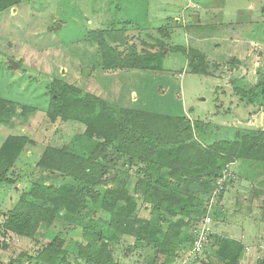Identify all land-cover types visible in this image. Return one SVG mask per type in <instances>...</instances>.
Returning a JSON list of instances; mask_svg holds the SVG:
<instances>
[{
    "label": "rangeland",
    "instance_id": "rangeland-1",
    "mask_svg": "<svg viewBox=\"0 0 264 264\" xmlns=\"http://www.w3.org/2000/svg\"><path fill=\"white\" fill-rule=\"evenodd\" d=\"M189 1L31 0L30 5L34 3L36 7L34 11L39 12L48 21L52 19L50 11L57 13L60 17L54 25L58 32L57 36L68 45L70 42L77 41L75 43L79 44L78 48L81 50L83 45L78 41L82 40L89 30L121 28L123 23L130 20L133 25L128 31L127 44L136 46L141 52H155L152 57L153 62L160 66L163 60L164 68L167 70L184 68L186 63L183 56L190 59V62H195L192 53L184 51L183 55L182 51H176L174 42L168 41L165 36L163 39L159 28L168 22L170 17L181 13L183 5ZM246 3L243 2V5ZM27 5V3L23 4L26 7ZM226 6L229 7L230 3L226 2ZM7 20L9 19L3 22ZM169 22L172 25V21ZM62 24H64L63 27ZM9 39L11 40V37ZM163 46H167V49L164 50ZM54 56L56 57L53 61L56 64L66 63L71 58L66 52H55ZM12 60L14 59L7 54V47L5 48L0 41V91L6 98L37 107L34 109L17 106L15 114L18 113V117L14 118L10 127L0 130V148L6 141L7 135L21 137L25 141L7 177L0 180V264H49L41 261L38 256L55 239L60 240L64 256V261L60 264H95L97 256L104 248H106L110 264H225L237 258V254L233 252H239V242L229 249L224 235L220 237L212 233L204 252L197 256H190L189 260L185 261L190 250L188 236L191 234V227L198 216L200 219L207 212L217 177L221 176L223 168L227 165L233 175L232 180L237 177L231 169L236 159L226 163V155L213 152L211 149L222 141H242L253 137L264 141V130L262 131L260 127L246 128L243 124L228 123L233 120V116L227 115L224 110H228L233 104L231 96L238 97L235 106L239 105L240 99L236 93L229 92L225 84H221L220 88L223 89L215 93L219 85L212 79L200 78L190 73L186 74L183 81L178 77L176 79L178 85L180 79L183 82L182 89H185L188 102L195 106V116L202 119L193 121L191 116L186 117L192 124L186 143L201 144L200 146L208 150L209 159L208 157L205 160L203 157L194 158L193 154L196 156L197 150L192 151L191 148L166 149L164 141L153 152L152 159L144 160L141 157L120 152L112 144L103 149L104 138L96 132L87 133L89 123L83 120L86 115L65 119L63 117L65 113L55 114V104H62L63 100L61 98L57 103H53L51 97L61 87L58 84L53 86L52 81L47 85L49 76L43 74L36 76L37 74H34L36 69H31L25 74L18 73L12 68ZM159 66H154V68L158 69ZM85 73L87 72L84 71L83 75ZM46 85L48 91H46ZM164 85V92H160L162 96L156 92L151 95L164 104L162 106L159 101L154 102V111L164 110V114L153 112L160 118L148 123L152 124L148 126V129H151L150 132H159L162 137H164L165 120L163 116L170 112L177 113L175 109L179 104L170 95L171 89L174 91L171 86L173 84L168 82ZM61 91H63L62 88ZM66 92L70 99L85 94L80 88L77 92L70 89ZM237 94L242 96V93L237 92ZM86 99L90 102L97 101ZM104 101L109 104L106 100ZM98 103V109L104 106L97 101L96 104ZM219 112L224 117L219 118ZM19 114L22 116L20 117ZM168 116L180 117L174 114ZM205 117H209V121H204L207 120ZM197 121H201V124H195ZM94 124L90 123V126L100 130L101 125ZM49 147L65 148L85 157L94 156L98 161L106 164L113 173V186L115 189H120L121 194L115 211L127 210L135 227H147L153 231L152 239L141 240L135 235L120 232L112 227V212L104 207L106 192L104 186L95 188L97 196L86 192L84 205L78 210L71 211L63 204H58L54 209L52 220L42 222L33 239L5 230L3 227L5 217L16 208L23 192L29 191L33 183H44L63 191L65 196L71 194V189H81L85 186L83 182L71 176L39 167L41 156ZM18 149H20L19 143L9 149V153H15ZM184 166H188L187 173L191 172L193 177L186 179V175L180 182L173 181V177L170 176L171 170L176 168L179 174ZM200 173L202 177L198 179L197 174ZM149 187L154 194L148 190ZM229 187L228 185V188L220 193L219 202L212 207V229L220 227L225 218L223 198L229 191ZM54 206L51 205V207ZM172 223L182 225L178 232L175 231L176 236L172 239L176 246L174 253L168 255L161 251L159 243L164 239Z\"/></svg>",
    "mask_w": 264,
    "mask_h": 264
},
{
    "label": "crops",
    "instance_id": "crops-1",
    "mask_svg": "<svg viewBox=\"0 0 264 264\" xmlns=\"http://www.w3.org/2000/svg\"><path fill=\"white\" fill-rule=\"evenodd\" d=\"M242 1L247 3L243 5ZM30 2L24 0L0 11V41L7 47L8 56L17 63V68H12L18 73L25 74L36 69V72L32 71L36 76H49L47 85L50 81L59 80L104 99L117 109L162 114L164 110L154 111L153 104L163 102L151 95L155 92L161 95L164 83L170 82L174 88L170 95L179 104L174 108L177 113L166 115L191 116L193 121L202 120L195 116V106L188 102L185 89H182L183 78L190 73L215 81L219 85L215 93L223 89L220 88L221 84H225L229 92L239 96V105L235 106L238 97L231 96L233 104L224 110L227 115L233 116V120L228 123L264 130V93L259 91L257 96L247 94L264 84V0L187 2L181 13L170 17L172 25L168 21L159 27L162 28L161 37L164 39L165 36L168 41L174 42L177 52L182 51L184 55V51H193L200 54L202 60L193 54L195 62L192 63L183 56L186 63L184 68L167 70L163 60L159 66L153 59L145 67L106 70L98 44L88 37L90 30L78 41L83 45L82 50L75 43L77 41L65 44L54 28L60 20L59 15L50 11L52 19L48 21L34 11L36 7L34 3L31 6ZM226 2L230 3L229 7ZM24 3L28 4L27 7L23 6ZM6 19L9 20L3 22ZM55 52H66L71 56V62L54 63ZM84 71L87 73L83 75ZM178 77L182 78V81L179 79V85L176 80ZM47 85L46 91L49 90ZM237 92L242 93V96ZM0 96L17 106L37 107L6 98L1 91ZM220 113L218 117H224ZM16 117L18 113L8 123H0V130L10 127ZM209 117H205L207 120L204 121H209ZM231 169L237 177L228 184L229 191L223 198L225 218L220 227H213L212 233L220 237L224 235L229 249L239 242V252L231 249V252L237 254L238 264H264V161L239 158Z\"/></svg>",
    "mask_w": 264,
    "mask_h": 264
},
{
    "label": "trees",
    "instance_id": "trees-1",
    "mask_svg": "<svg viewBox=\"0 0 264 264\" xmlns=\"http://www.w3.org/2000/svg\"><path fill=\"white\" fill-rule=\"evenodd\" d=\"M22 1L24 0H0V11H4ZM132 25V21L129 20L123 23L121 28H98L88 32V37L98 44L104 69L145 67L146 63L152 59L155 52H141L137 50L136 46L127 44L129 40L128 31ZM160 29L162 30V28ZM163 49L165 50V46H163ZM190 53L195 54L202 60L200 54L193 51ZM54 84H58L63 89L61 91L60 88V91L58 90L51 97V102L53 103H57L61 98L63 100L62 104H55V114L62 115L65 113L63 116L65 119L78 118L81 115H86V117H83V120L89 123L87 133L91 134L92 132H96L104 138L102 144L103 149L112 144L120 152L131 156H138L144 160H150L154 154L153 152L165 141L166 149L180 147V149L185 150L191 148L192 151L197 150V155L194 156L193 154L194 158L198 159L199 157H203L205 160L208 157L209 159L208 150L200 146L201 144L186 143L192 129V124L186 117L164 115V137H162L159 132H150L151 129H148V126L152 125L148 123H152L153 119L157 121L160 118L157 114L125 108L117 109L107 104L103 99L86 92H84V97L80 96L70 99L66 95L67 89L77 92L78 87L74 85L70 86L72 84L59 80H54L52 85L54 86ZM259 91L264 93V84L259 85L247 94L257 96V92ZM85 97L93 101L97 100L104 106L98 109L99 103L96 104L97 101L90 102ZM15 109L17 110V105L14 102L0 96V123H8L12 118L11 116L15 114ZM90 123H93V125H95L94 123L100 124V130L92 128ZM195 124L200 125L201 121H197ZM262 141L257 137L243 139L242 141H222L221 143L215 144L216 146L211 151L226 155V163L233 162L239 158H251L264 161V141ZM24 142V139L21 137L9 136L0 148V180L7 177L15 162L16 155L21 150ZM18 143L20 144V149L15 153H9V149ZM211 154L216 155L215 153ZM210 164L212 166L211 162ZM38 165L46 170L71 176L83 182L85 186L81 189L74 187L75 189H71V194L65 196L63 191L56 190L44 183H33L29 191L23 192L16 208L10 211L5 217L3 224L5 230L22 237L33 239L40 224L52 220L54 209H56L58 204H63L71 211L78 210L84 205L86 192L97 196L95 188L104 186L106 187L104 207L107 211L112 212V227L118 229L120 232L135 235L141 240L148 241L154 236L153 231L147 227H135L127 210L121 212L115 211L117 201L121 197L119 193L120 189H115L113 186L114 178L112 171L106 164L98 161L94 156L85 157L72 153L65 148L57 149L49 147L42 154ZM175 169L173 168L170 173L173 181L180 182L186 175V179L193 177L191 172L187 173L189 171L188 166H184L182 172L179 174H177ZM197 175V178L201 179L202 174ZM148 190L152 192L151 187ZM152 194L154 193L152 192ZM164 197L167 198V195L164 194ZM51 205L55 206L51 207ZM197 218L196 220L199 219ZM181 225V223H172L169 226L164 239L159 243L163 253L168 255L174 253L176 246L172 242V239L176 236L175 231L178 232L180 230ZM188 241L191 248V234L188 236ZM63 257L61 242L58 239L53 240L52 243L47 245L38 256L41 261L49 264L63 263ZM108 257L106 248H104L97 256L95 264H110ZM225 264H238V260L237 258H233Z\"/></svg>",
    "mask_w": 264,
    "mask_h": 264
},
{
    "label": "built area",
    "instance_id": "built-area-1",
    "mask_svg": "<svg viewBox=\"0 0 264 264\" xmlns=\"http://www.w3.org/2000/svg\"><path fill=\"white\" fill-rule=\"evenodd\" d=\"M232 178L233 175L229 171V166L227 165L225 168H223L221 176L218 177L213 187V191L210 195V200L207 207V212L200 219L196 220L191 227L192 246L187 253L185 261L189 260L190 256H197L204 252L212 234V207L214 204H217L219 202L220 193L227 188L228 182L232 180Z\"/></svg>",
    "mask_w": 264,
    "mask_h": 264
},
{
    "label": "water",
    "instance_id": "water-1",
    "mask_svg": "<svg viewBox=\"0 0 264 264\" xmlns=\"http://www.w3.org/2000/svg\"><path fill=\"white\" fill-rule=\"evenodd\" d=\"M11 65L13 68L15 69L17 68V63L14 60L11 61Z\"/></svg>",
    "mask_w": 264,
    "mask_h": 264
}]
</instances>
